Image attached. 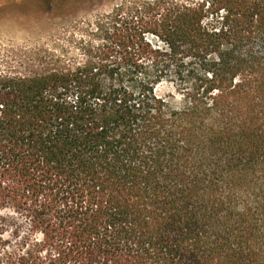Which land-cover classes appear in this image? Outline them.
<instances>
[{"label": "trees", "instance_id": "obj_1", "mask_svg": "<svg viewBox=\"0 0 264 264\" xmlns=\"http://www.w3.org/2000/svg\"><path fill=\"white\" fill-rule=\"evenodd\" d=\"M142 9L80 67L0 73V211L28 223L10 246L0 214V264H264V0Z\"/></svg>", "mask_w": 264, "mask_h": 264}, {"label": "rangeland", "instance_id": "obj_2", "mask_svg": "<svg viewBox=\"0 0 264 264\" xmlns=\"http://www.w3.org/2000/svg\"><path fill=\"white\" fill-rule=\"evenodd\" d=\"M147 1L0 0V73L35 75L80 67L120 32H133L136 9L143 11ZM0 214L13 217L3 235L8 245L14 244L15 232L27 235L25 219L10 209ZM54 256L41 252L36 264H56L50 260Z\"/></svg>", "mask_w": 264, "mask_h": 264}]
</instances>
